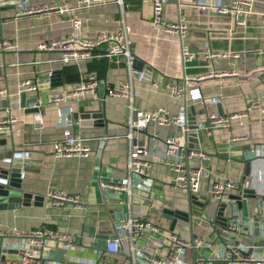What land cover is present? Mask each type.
I'll return each instance as SVG.
<instances>
[{"label":"crops","instance_id":"1","mask_svg":"<svg viewBox=\"0 0 264 264\" xmlns=\"http://www.w3.org/2000/svg\"><path fill=\"white\" fill-rule=\"evenodd\" d=\"M24 1L4 0L0 5V34L18 44L15 51H0V87L9 91V95L0 97V116L10 108L19 117L10 132L0 135V167L9 166L11 161L6 159L20 153L22 163L28 166L22 170L20 178L22 190L29 199L17 208L0 210V227L25 230L49 227L75 235L73 246L58 241L47 242L43 257L49 261L98 260L103 256L107 240L114 235L113 222L130 215L154 219L183 238L190 239L193 233L195 237L201 236L214 243L212 250L205 245L188 248L184 257L188 264H197V257L209 256L213 251L223 254L224 242L233 235L221 236L219 227L235 206L248 219L246 229L255 235L257 227L251 224L250 215L259 200L264 202V112L261 108H254L246 116L234 120L229 128L216 127L210 133L205 120L204 127L191 129L190 133H197L196 139L188 138L187 141L188 150L198 145L209 155L207 159L190 158L191 166H202L212 175L241 182L247 177L251 180L250 189L257 193V197L241 196L238 191H231L224 196L220 208L217 201L204 197L193 204L192 226L180 218L173 223L172 219L161 214L160 209L169 205L188 211L189 200L188 190L171 185L174 171L165 163V140L169 136L181 135L182 126L151 123L138 134V141L147 146L146 156L153 166L147 179L134 184L135 194L131 200L126 192L103 189L101 180H119L127 175V120L131 114L128 100L108 94L109 87L129 79L127 63L123 56L64 63L57 52L38 50L37 42L70 33L74 15L83 19L81 30L84 35L125 27L132 51L151 66L150 69L145 65L135 68L136 107L165 106L171 113L180 112L185 99L173 95L165 84L168 81L183 83L185 76L196 77L188 82L187 87L188 90L195 87L201 90L206 113L215 112L216 107L224 114L240 111L249 102L264 107V0H254L246 15L245 26L236 25L230 12H223L215 6L220 0H168L166 15L177 19L180 13L187 20L185 42L194 57L185 62L180 38L151 24L152 7L146 0H126L123 6L114 1L85 6L79 5L77 0H26L28 4L55 2L67 9L64 12L17 15ZM221 2L224 6L230 4V0ZM105 46L101 45L96 52H101ZM209 49L238 55L211 59L205 56ZM212 71L228 74L197 78ZM91 72L100 78L98 97L69 100L60 105V110L62 118L70 120L73 130L92 152L87 157H56L53 144L63 137V124L48 118L45 126L36 125L35 112L27 111L33 107L30 99L36 94L45 105L50 94L69 88ZM25 79L37 83L38 90L36 93L26 92L24 101L28 105L23 106L20 83ZM153 81L158 86L153 85ZM212 98L217 100L212 101ZM193 104L189 99L187 124ZM198 109L196 107V113L192 114L195 123H199L202 117ZM232 133L248 138L231 142ZM26 151L27 155L23 153ZM184 161H187L185 155ZM208 184L209 178L202 177V194L206 193ZM58 189L80 195L84 207L53 204L48 192ZM153 207L159 211H151ZM139 244L147 245L148 241L143 238ZM156 252L163 255L166 250L159 248ZM103 263L132 264L128 241L124 240L119 254H105ZM212 264H226V261L213 260Z\"/></svg>","mask_w":264,"mask_h":264},{"label":"built area","instance_id":"2","mask_svg":"<svg viewBox=\"0 0 264 264\" xmlns=\"http://www.w3.org/2000/svg\"><path fill=\"white\" fill-rule=\"evenodd\" d=\"M114 1L124 5L126 0H77L79 5L91 6L96 3H106ZM152 7L151 24L169 35H176L180 38L181 49L184 62L194 57V53L189 49L185 42L188 24L185 17L180 13L177 19H171L166 15V6L168 0H146ZM181 1V0H178ZM208 0H200V2ZM254 0H230L228 6L223 3H215V6L223 12H230L234 17L236 25H246V15L250 12ZM214 5V4H213ZM55 2H43L37 4H28L24 1L22 8L17 11V15L45 13L51 11H66ZM73 30L70 33L52 37L48 40L37 42V49L42 51H53L60 55L64 63L75 62L79 60H91L93 58H112L114 56H123L129 68L130 77L128 80L118 83L114 87L108 88V94L111 96L123 97L128 100L130 116L128 117L127 139L129 143L127 175L119 180H101L100 185L103 189L126 192L131 200L134 192V184L143 182L150 176L153 163L146 156V144L138 141V134L144 131L151 123L158 125L180 124L182 133L179 136H169L165 140L166 159L165 163L174 171L172 187L186 189L195 195L198 200L209 198L220 204L224 196L231 191H238L240 195H245V189L251 188V180L237 181L231 178H222L218 175H212L211 171L202 166H191L189 159L192 157L209 158L208 153L200 148H191L188 150V135L191 132L187 124V105L189 99L195 101L202 97L201 90L198 87L188 90L187 84L194 80L189 76L184 77L183 83L180 81H168L165 87L175 96L185 99V105L178 113H171L165 106L142 109L134 105V83L133 75L135 68L133 61L136 54L131 49V39L125 27L115 30L102 29L96 31L93 35H84L81 27L83 19L79 15L71 17ZM101 45H106L101 52H96ZM18 44L0 34V51H15ZM236 52H215L207 50L205 56L213 59L214 57H235ZM223 75L228 72H210L197 78H205L211 75ZM196 80V79H195ZM100 78L94 72L73 83L69 88L60 92L52 93L47 97L46 104L40 102L38 95L33 102V107H38L35 112L34 123L39 126H45L48 118L58 124H63V137L53 144L54 155L56 157L81 156L87 157L91 154V147L76 133L70 125V120L63 119L60 105L69 100H79L86 97L97 96V88ZM153 85L158 86L156 81ZM22 91L35 92L38 90L37 83L30 79H25L20 83ZM9 95L6 87H0V97ZM217 98H212V101ZM254 108H261L257 102H249L245 109L240 111L228 112L226 114H217L209 112L206 114L208 125L206 128L209 133L216 127L229 128L232 122L246 116ZM19 120V117L9 108L5 115L0 116V135H4L12 130L13 125ZM248 138L247 135L232 133L231 142L240 141ZM184 151V152H181ZM27 155V151L23 152ZM184 155L187 161H184ZM6 160L10 161V158ZM207 176L209 184L206 193H201V179ZM261 177V176H260ZM48 197L53 204L65 205L71 204L76 208H83L84 203L80 195L70 194L62 189L50 190ZM254 197H257L255 192ZM246 217L242 215L238 207L232 208L230 216L225 224L220 225L219 234L222 236L232 234L233 238L224 242V251L220 255L212 252L209 256L197 257V264H212L213 260L223 259L226 264H264V202L259 200L256 210L250 215V222L257 227V233L252 235L251 231L246 229L248 223ZM113 236L110 237L105 245L102 255L110 256L119 254L123 249L124 240L128 241L130 257L132 264H188L185 260L187 249L190 247H199L205 245L212 250L214 243L203 237H194L193 243L190 239L183 238L175 231H168L160 222L138 215L122 217L113 222ZM146 238L148 244L141 245L139 240ZM49 241H58L65 246H73L76 237L72 233L56 230L49 227H43L35 230H25L17 227H0V264H104L103 256L98 260H79L69 259L63 261L44 260L43 252L45 245ZM164 248L165 254H158L157 249ZM4 255V257H2Z\"/></svg>","mask_w":264,"mask_h":264},{"label":"water","instance_id":"3","mask_svg":"<svg viewBox=\"0 0 264 264\" xmlns=\"http://www.w3.org/2000/svg\"><path fill=\"white\" fill-rule=\"evenodd\" d=\"M2 4H4V0L0 1V5ZM144 65L146 66L147 69L151 68L150 65H146V62L140 58L136 57L133 61V66L136 69H140ZM135 74L136 72L134 73V75ZM26 96H27L26 91H23L21 94V105L23 106L26 104V102L24 101V97ZM36 99H37L36 96H32L30 101L35 102ZM193 102L194 104L190 106L192 114L196 113V107H198L199 108L198 112L201 113L202 117L199 123H195L193 120L192 114H190L188 116V126L191 129H199V128L204 127L205 120H206V114H207L206 108H204V105H203L204 102L202 98L196 99ZM212 104L216 106L215 103H212ZM26 105H28V103ZM201 107L203 109H201ZM38 110H39L38 107L27 108V111H32V112H37ZM214 111L215 113L220 114V115L224 114V111H222L221 109L218 110L217 107ZM196 135L197 133H193V132L189 133L188 138L196 139L195 137ZM196 147L199 148L198 145H196ZM10 161H11V164L9 166L0 167V210L7 209V208H17L21 204H26L29 199V195L22 190V184H21V178H20L22 170L27 169L28 166L22 163L24 160H22V157L19 152L15 153L12 159L10 158ZM246 174H249V173H246ZM245 192H246L245 193L246 196L255 195V191H253V189H250V188H246ZM204 197L205 196H203V198ZM188 200H189L188 209H187L188 211H184L182 209H174L173 207L167 205L166 207H163L162 209H160L161 214L167 218L172 219L173 223H175L174 222L175 220L178 221L177 219L180 218L182 219V222L186 223L189 226H192V216L195 212L193 204L194 202L196 203L199 202V200L197 199L195 195L191 194L189 191H188ZM156 207H153L151 211L158 212L159 208L157 209ZM223 224H225V222ZM194 237L195 236L192 233L191 238H190L192 243H193ZM2 257H4V255H2Z\"/></svg>","mask_w":264,"mask_h":264}]
</instances>
